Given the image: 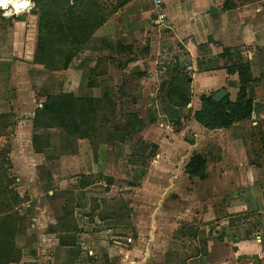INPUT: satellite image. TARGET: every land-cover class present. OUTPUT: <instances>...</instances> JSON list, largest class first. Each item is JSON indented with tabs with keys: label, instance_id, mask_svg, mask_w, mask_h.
Masks as SVG:
<instances>
[{
	"label": "crops",
	"instance_id": "crops-1",
	"mask_svg": "<svg viewBox=\"0 0 264 264\" xmlns=\"http://www.w3.org/2000/svg\"><path fill=\"white\" fill-rule=\"evenodd\" d=\"M160 3L159 9L154 0L127 1L92 33L67 68L53 70L59 93L95 97L99 88L121 87L124 92L129 88L123 94L124 102L133 103L131 107L137 109L129 110L138 112L143 121L137 133L140 147L154 148L145 171L153 185L148 192L137 193L133 205L121 194V187L115 193L106 188L113 184L111 174L97 171L92 152L105 143L93 147L87 139L72 138L57 127L33 126V111L35 105L41 106L46 85L40 74L42 66L33 63L36 23L30 20L27 25L33 18L29 13L21 14L25 17L21 21L17 19L21 15L0 12V113L12 112L10 134L18 146L33 154L47 150L43 143L50 137L43 133L53 130L57 140L52 151L64 156L57 164L70 176L67 179L49 171L46 158L12 165L16 179L23 178L25 185L36 172L41 175L32 183L34 192L28 194L30 200L39 198L34 222L27 230L32 234L28 251L21 258L28 264H240L264 260V0ZM157 13L164 14L163 22ZM156 28L164 34L163 47L169 50L153 43ZM214 43L230 47L247 61L254 80L246 86L252 102L250 117L228 128L209 130L193 118L200 108V96L223 89L234 100L238 90L236 73L214 67ZM142 44L139 57L137 48ZM117 55L125 56L127 64L111 66L110 57ZM177 63L191 73L190 101L181 111L185 118L157 105V87ZM152 107L156 108L154 114L148 111ZM168 118L180 119L179 130L171 124L165 127L163 121ZM33 134L44 138H40L39 153L32 148ZM189 134L191 144L184 140ZM70 144L71 150L65 147ZM196 152L206 157L203 179L184 172L187 159ZM211 152H215L213 160L209 159ZM79 156L86 160L76 159ZM162 185L165 191L171 186L163 197L158 192ZM140 198L156 205L162 201L150 214L149 239L144 245L142 230L148 228V222L142 226L137 219L147 215L145 208L136 206ZM128 225L132 236L123 233Z\"/></svg>",
	"mask_w": 264,
	"mask_h": 264
},
{
	"label": "trees",
	"instance_id": "trees-1",
	"mask_svg": "<svg viewBox=\"0 0 264 264\" xmlns=\"http://www.w3.org/2000/svg\"><path fill=\"white\" fill-rule=\"evenodd\" d=\"M37 12L36 40L33 63L41 64L49 70L65 69L72 58L83 48L92 33L101 26L114 11L129 0H32ZM217 49L215 68H224L227 73L237 74L238 90L234 100L226 94L219 101L213 94L200 96V108L193 113L194 120L213 130L228 128L236 122L246 120L252 111V102L246 86L253 82L247 61H243L231 51L214 43ZM169 77L160 83V90L166 88V101L171 107H185L191 97L190 77L172 67ZM103 97L76 96L69 92L47 94L40 107L33 112V126L37 128L57 127L72 138H85L91 146L98 143L123 142L132 133L143 127V121L135 112H127L123 121L114 117L113 101L104 92ZM109 110L107 111V109ZM104 109V110H103ZM112 116V120H110ZM10 114L0 113V135L11 125ZM117 120V121H114ZM177 120V119H176ZM121 122V123H120ZM107 125V130L104 126ZM111 124V125H110ZM174 130L180 128L179 121L173 122ZM40 138H31L34 152H41ZM191 144V134L184 137ZM153 147V145L151 146ZM0 160L8 162V151L2 150ZM206 157L202 153L192 154L184 165L188 177H205ZM6 170V168H5ZM0 178H2L0 176ZM10 182L0 179V264L15 261L14 238L22 226L16 209L20 196L9 187Z\"/></svg>",
	"mask_w": 264,
	"mask_h": 264
},
{
	"label": "rangeland",
	"instance_id": "rangeland-1",
	"mask_svg": "<svg viewBox=\"0 0 264 264\" xmlns=\"http://www.w3.org/2000/svg\"><path fill=\"white\" fill-rule=\"evenodd\" d=\"M32 3H33V1H32ZM33 8H35V7H33ZM4 11H6V10H4ZM25 15H27V14H25ZM21 16H23V15H21ZM31 17H33V18H30L28 20L27 25L31 23V22H29L30 20H32V21L35 20V23H37L36 22L37 21V15L36 16L32 15ZM18 18L19 17H17V19ZM153 37H154L153 43L157 45V48H159L160 46L162 47V49L166 48V47H163L164 34L162 33V31H159L158 29H157V31L155 30ZM147 40L149 42L148 38H147ZM144 45L145 44H142L141 48L144 47ZM117 48H118V46H117ZM141 48H137V49H140L139 57H141L142 51L144 49V48H142V49ZM120 50H121V48H120ZM166 50H169V48H166ZM123 53H126L125 49L123 50ZM124 57H120L119 55H117L115 57H110V61L113 63V64H111V66L121 67L122 64H127L128 60L125 59ZM152 64H155V63L152 62ZM39 65L42 66L43 71H41L40 74L45 76L44 82L46 84L44 90L41 91L43 94V95L41 94L43 99L47 94L59 93L60 89L56 90V87H55L53 70H49L48 68L43 67V65H41V64H39ZM173 67L179 69L180 71H182L183 74H187L191 78V73L188 71V68H186V66H181L179 63H177V64L173 65ZM56 70H59V69H56ZM162 72L161 73L159 72V74H163ZM164 75H165V77L162 79V81L168 79L169 73H166ZM164 75H162V76H164ZM91 77H92V75H91ZM109 88L102 89V90H101V88H99L97 90L98 93L96 92L97 96H95V97L96 98L97 97L102 98L103 95H105V94H103L104 92L109 93L107 95L113 101V104H114V106H113L114 117L116 119H118V121L117 120H114V121H117V122L123 121L125 118L124 117L125 114L127 112H132L131 110H129L130 108L137 109L136 106L131 107V105L133 103H129V105H128V103H127L128 101L124 102L125 99L123 97V94L125 92H129V88H127V90L125 92L123 89H121V87H109ZM165 91H166V88L160 90V84H159L157 87V100L159 103V104H157L158 107L163 108L165 106L167 111L174 109L176 111V114L181 113L180 114L181 118H185L186 114L184 115L183 114L184 112H181V111L185 110L187 105L185 107H179V108L178 107H175V108L171 107L169 104H167V101L165 98L166 97ZM78 95H80V94H78ZM35 98H36V96H35ZM129 100H130V102H135V101H133V99H129ZM36 102H38V99L35 100V103ZM36 107H39V106L35 105V108ZM108 110H109V108L107 109V111ZM148 111H150L151 114H154L156 112V108L152 107ZM160 111H161V109H160ZM10 113H12V112H10ZM10 113H5V114H10ZM112 118L113 117L110 116V120H112ZM9 119H11V114H10V117L8 118V120ZM176 121H179V123L181 125L180 119L170 120L168 118V119H164L163 122L165 123V127L167 126V124H171V126L173 127V122L175 123ZM107 125H109V124H107ZM107 125L104 124L105 128L107 130H111V126L108 129ZM12 127H13L12 124L8 125V127L4 128L3 132L0 135V153L3 154L2 150H7L8 152H10L9 157H8V162L5 163V161L0 160V176L2 177L0 179H1V181L2 180L4 181V177L7 178L8 181L11 183L9 187L13 188V190L21 198V202L19 203L16 211H17L18 215L21 217L22 226L20 227V231L16 234V236L14 238V249L16 250V254H14V255L17 257V259L15 261H10L6 264H28L26 259L22 260L21 258H22V254L23 253L27 254L26 251H28V245L30 244V238H31L32 234L27 233V230L29 229L30 224L34 222V221H32V218L37 213L38 199H39L38 196L37 197L35 196L34 198H32L30 200V199H28L29 198L28 194L30 192L29 190H32L33 181H37L38 179H40L41 175H39L36 172L34 175L31 176L32 180H31V182L29 181V183H27L26 184L27 186H26L24 183L25 180H23V178L16 179V177H18L17 176L18 174H16L17 172H15L14 167L12 165L17 164V161L40 162L46 158V160H48V161L44 160V162L46 164V168L49 169V171L58 172L59 176L65 177L67 179H69L70 176L69 175L66 176V174H68V173L66 171H61V169L59 168V166L57 164L58 161H60L61 159H64V156H61L59 154L57 156V152L52 151V149H53L52 145L54 144V141L57 137V134L54 133L53 130H51V131L48 130L50 132H47V129H42V131L47 132V133H43V135L47 134L48 137H50V140L48 139L46 142L43 143V146H45V148L47 147V150H45V152L43 154L37 155V154H33L30 149L28 150L26 148H23V146H18L17 139L10 134L12 131ZM164 130H165V128H164ZM43 141H44V138H43ZM51 141H52V144H50ZM140 143H141V139L135 132V133H132L129 137H127V139L123 142H119V140L118 141L115 140L114 143L105 142V144L102 147H100L101 145L97 146L98 151L95 154H93V152L91 151L92 155L95 156L96 163H94V164L97 167V171H99V172L103 171L105 173L111 174L113 177L112 178L113 179L112 186L108 184L106 186V188L109 189L110 191L112 190V192H113V190L114 191L117 190L116 192H118V188L121 187V194H124L127 197V199L129 200V202L132 203V205L134 202H136V199L138 197L137 193L148 192L150 187H152V185H153L152 182L150 181L152 179H149V176L148 177L145 176V171H146V169H148L149 162L153 158L150 156H151V152L154 150V148L150 147L148 149H145V148L141 149ZM15 144L18 146V149L13 147ZM65 147L67 149L71 150L73 147V144H70L69 146H65ZM140 150H144L143 154L137 153V151H140ZM184 156H185V154L183 153V157ZM209 157H210L209 159L213 160L216 157L215 152H211ZM76 159L86 160L85 157H83V156H79ZM5 168H6V170H5ZM146 177L148 179H146ZM142 179H143V181L146 179L144 188H140L141 187L140 183H141ZM163 186L164 185H162L158 191L160 193V195L163 192L161 197H163L166 194V192L171 189V186L169 185L168 189H166V191H165V190H163V188H164ZM179 187H182V185H179ZM113 193H115V192H113ZM46 198H48V197H46ZM158 198H159V196H158ZM140 199L142 201L138 200L136 206L138 207L139 205H141V207L145 208L147 215L142 214V216L137 217V219L139 220V224L142 226H144L146 224L145 222H148L146 224V225H148V228H146V230L145 229L142 230L144 233L143 236H145L142 239V242L144 245L145 242H147V240L149 239L150 223H151L150 214L153 210H156L155 208H157L158 206L160 207V204L162 203V201L160 200V204L156 205L155 203L151 204L150 203L151 201L149 199H146V200H144L142 198H140ZM66 201H67V199L65 200V202ZM48 204L51 206L53 204L52 200H50L49 198H48ZM53 209H57V206H53ZM154 213H155V211H154ZM149 221H150V223H149ZM128 227H129V225L126 226V230L123 233H124V235L132 236L134 232H132L130 229H128ZM121 240H124V238ZM240 264H264V260L263 261L261 259L257 260V258H256L255 260L252 261V263L245 262V263H240Z\"/></svg>",
	"mask_w": 264,
	"mask_h": 264
},
{
	"label": "clouds",
	"instance_id": "clouds-1",
	"mask_svg": "<svg viewBox=\"0 0 264 264\" xmlns=\"http://www.w3.org/2000/svg\"><path fill=\"white\" fill-rule=\"evenodd\" d=\"M9 5H12V9L5 11V16H11L13 11L18 15L24 10L35 7L32 0H0V9H8Z\"/></svg>",
	"mask_w": 264,
	"mask_h": 264
},
{
	"label": "water",
	"instance_id": "water-1",
	"mask_svg": "<svg viewBox=\"0 0 264 264\" xmlns=\"http://www.w3.org/2000/svg\"><path fill=\"white\" fill-rule=\"evenodd\" d=\"M37 12H38V10L36 8H33V9L30 10L29 14L30 15H37ZM19 20L24 21L25 20V17L24 16H21V17H19ZM224 96H225V91L223 89H219L217 92H215L212 95V99L214 101H219Z\"/></svg>",
	"mask_w": 264,
	"mask_h": 264
},
{
	"label": "built area",
	"instance_id": "built-area-1",
	"mask_svg": "<svg viewBox=\"0 0 264 264\" xmlns=\"http://www.w3.org/2000/svg\"><path fill=\"white\" fill-rule=\"evenodd\" d=\"M32 4H33V3H32ZM154 5H155L156 8H159V9H160V5H161L160 0H154ZM31 9H32V8H31ZM31 9H30V10H31ZM30 10H24V11H22L20 14H28V13L30 12ZM0 12H1V13H4L5 11H4L3 9H0ZM20 14H18V15H20ZM12 15L18 16L14 11H13V14H12ZM156 15H157V19H158L159 21L163 22V20H164V14H162V13H157ZM162 69H163V68H162Z\"/></svg>",
	"mask_w": 264,
	"mask_h": 264
},
{
	"label": "bare ground",
	"instance_id": "bare-ground-1",
	"mask_svg": "<svg viewBox=\"0 0 264 264\" xmlns=\"http://www.w3.org/2000/svg\"><path fill=\"white\" fill-rule=\"evenodd\" d=\"M12 9V5H9L8 9H3V10H11Z\"/></svg>",
	"mask_w": 264,
	"mask_h": 264
}]
</instances>
